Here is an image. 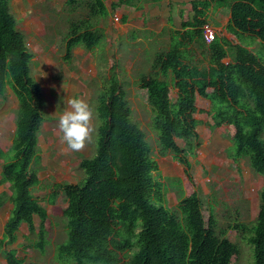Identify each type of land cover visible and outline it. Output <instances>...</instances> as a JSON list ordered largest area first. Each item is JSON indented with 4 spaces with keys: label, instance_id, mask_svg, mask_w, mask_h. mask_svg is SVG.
Here are the masks:
<instances>
[{
    "label": "trees",
    "instance_id": "obj_1",
    "mask_svg": "<svg viewBox=\"0 0 264 264\" xmlns=\"http://www.w3.org/2000/svg\"><path fill=\"white\" fill-rule=\"evenodd\" d=\"M105 1L89 0L87 16L70 23L65 59L76 48L93 51L101 46L104 35L97 24L109 15ZM141 1L116 0L111 7L115 12L139 8ZM84 2L67 0L66 5L75 10ZM189 5L190 10L182 12L180 28L171 29L169 49L157 52L150 72L138 82L153 113L150 126L159 154H171L190 168L188 158L200 145H194L198 128L207 125L202 117L211 118L212 130L229 131L234 160L248 159L251 168L264 175V61L241 45L247 37L264 45V0H192ZM215 8L229 13V20L207 43L204 32L212 26ZM194 44L207 49V65L192 60ZM32 59L10 0H0V96L10 88L19 103L12 147L7 152L0 149V184L11 192L0 195V207L8 199L13 205L2 247L6 241L5 246L16 243L26 224L30 234H38L37 247L43 249L53 226L40 198L33 194L40 183L33 165L39 163L45 107L32 76ZM115 62L108 74H100L96 152L80 163L84 176L77 184H56L48 196L51 204L62 193L68 200L67 208L57 213L67 220V239L58 248V259L62 264H234L240 249L226 238L232 227L217 234L213 211H202L193 178L182 180L183 198L176 211L164 202V188L154 178L158 164L151 158L146 133L132 122ZM198 95L211 100L214 108L198 107ZM35 215L41 220L38 228ZM233 228L247 230L242 223ZM246 232L245 240L254 248L251 264H264V189L256 223ZM23 247L24 252L31 251ZM17 252L3 249L7 264H25L26 257H18Z\"/></svg>",
    "mask_w": 264,
    "mask_h": 264
},
{
    "label": "rangeland",
    "instance_id": "obj_2",
    "mask_svg": "<svg viewBox=\"0 0 264 264\" xmlns=\"http://www.w3.org/2000/svg\"><path fill=\"white\" fill-rule=\"evenodd\" d=\"M80 1H85L84 5L72 10L66 5L67 0H10L11 13L17 21V29L22 33L27 48L33 54L32 76L44 99L45 121L38 140L39 163L35 162L33 165L40 183L34 187L33 194L40 198V205L48 211L53 226L46 238L45 247L41 249L37 247L38 234H30L27 225L22 224L16 243L0 250V264H7L2 254L3 249L17 250L18 257H26L25 264H62L58 259V248L67 239V220L57 213L67 208L68 200L62 193L54 204H51L48 196L56 184H77L83 178L84 171L81 170L80 163L84 158L94 156L96 152L99 122L96 114L93 121L96 128L93 142L79 152L67 149L66 143L61 140L62 133L57 122L64 110L69 107L68 100L73 97L86 99L96 113L97 99L103 85L100 74L102 72L108 74L115 61L119 63L117 74L119 73L118 78L127 93L132 122L146 133L152 148L151 158L158 164L154 178L160 181L164 188V202L176 211L180 199L183 198L179 193L181 189L184 190L182 180L187 177L193 178L202 211L204 214L209 210L213 211L217 234L221 235L223 229L232 227L226 238L240 249V255L234 264L253 263L254 248L245 237L248 234L246 231L255 225L258 217L264 175L255 172L248 159H240L237 162L234 160L235 148L229 139V131L227 133L225 128L212 130L211 118L202 117L207 125H200L198 128L199 137L194 145H200L197 151L194 150L195 155L188 158L190 168L173 159L171 154L161 156L156 145V135L150 126L153 113L147 105V98L139 89V79L141 75L150 72L153 57L159 50L169 49L171 35L168 6L172 5L171 16L177 18L181 9H187L188 4L184 7L182 2L186 0H165L164 3L162 0L158 1L159 3L152 0L151 2L147 0L149 3L146 0L140 2L141 5L148 4L146 10L142 12L148 19L153 10L157 11L155 13L153 11L154 16H158L153 19L154 22L157 21V24L153 25L155 27L153 30L167 24L165 32L160 37L154 35L149 37L151 34L147 35L140 31L145 30L140 28L143 27L145 16H141V12L136 13L138 9L122 7L120 11L115 12L111 6L116 0H107L109 15L99 19L97 24L104 35L103 43L93 51L76 48L68 60L65 59L67 55L65 37L70 23L88 14L86 3L89 0ZM216 10L217 8L211 11L210 22L213 30L219 35L227 25L229 13ZM124 15L128 16L126 22L123 21ZM150 26L152 24L145 27ZM174 26L180 28V23L175 22ZM132 28H135L134 32H131ZM133 34L136 39H133L135 37ZM149 38L151 42H148ZM209 40L211 41V38ZM252 40L247 37L241 45L264 61V45L260 41ZM192 55L193 61L199 60L207 65L209 60L207 49L194 44ZM171 94L176 98L174 90H171ZM196 105L206 110L214 108L211 100L199 95L196 97ZM18 109L16 97L11 89L7 88L5 94L0 96V149L4 152L12 147ZM224 109L228 110L225 106ZM178 142L183 146V142ZM2 165L0 160V180ZM3 192L10 196L11 192L6 184H0V195ZM12 207L9 199L0 207V240L3 239L4 226ZM34 221L38 228L41 220L37 215L34 216ZM237 223L244 224L247 230H234L233 227ZM6 242L4 245H7ZM23 246L31 251L24 252ZM68 263L75 264L73 261Z\"/></svg>",
    "mask_w": 264,
    "mask_h": 264
},
{
    "label": "clouds",
    "instance_id": "obj_3",
    "mask_svg": "<svg viewBox=\"0 0 264 264\" xmlns=\"http://www.w3.org/2000/svg\"><path fill=\"white\" fill-rule=\"evenodd\" d=\"M68 105L69 107L64 110L62 115H60L57 122L58 129L60 133H62L61 140L66 143L69 151H83L88 144L93 142L94 139V134L96 132L93 123L96 118L95 109L82 97L70 98L68 100ZM3 247L6 246L4 245ZM3 247L0 244V250Z\"/></svg>",
    "mask_w": 264,
    "mask_h": 264
},
{
    "label": "crops",
    "instance_id": "obj_4",
    "mask_svg": "<svg viewBox=\"0 0 264 264\" xmlns=\"http://www.w3.org/2000/svg\"><path fill=\"white\" fill-rule=\"evenodd\" d=\"M107 1V0H106ZM106 1H105V4H106ZM152 1H154V2H160L161 0H152ZM164 1L165 0H162V3H164ZM192 0H186V1H182V2H184L183 3V5H184V7H185V5H187L188 4V7H186L187 9L186 10H190V2H191ZM116 2V1H115ZM146 2H147V0H146ZM150 2H151V0H150ZM158 2V3H159ZM147 3H149V2H147ZM146 3V5L144 4V5H141L139 8H133V9H138V11H136V13L137 12H143L144 10H146V8H147V4ZM113 4V3H112ZM107 6V5H106ZM169 7V12L168 13H170V14H168V16H169V18H168V23H169V29H170V32H171V29L172 28H175V26H174V24H175V22H177V23H180V26H181V21H182V12L183 11H186L185 9H181L180 10V14H179V16L177 17V18H173L172 16H171V8H172V5L171 6H168ZM108 8V7H107ZM121 10V9H120ZM119 10V11H120ZM154 11V10H153ZM153 11H152V14H150L151 16L149 17V19H148V17H147V15L145 16L144 15V13H142V15L141 16H145V18H144V24H143V27H140V28H143V29H145V30H140L141 32H143L144 34H151V35H148L149 37H151V36H161V35H163V33L165 32L164 31V29L167 27V24H165V25H163L162 26V28H159L158 30L156 29V30H153V28H155L153 25L154 24H157V21L156 22H154L153 21V19L154 18H157L158 16H154V13L155 12H157V11H154V13H153ZM128 16L127 15H124L123 16V21L124 22H126V20H128V18H127ZM176 19H179V21H176ZM229 20V19H228ZM146 21V22H145ZM175 21V22H174ZM172 22V23H171ZM162 22H159V24H161ZM228 23V22H227ZM149 25V24H152V26H150L149 28H147V27H145L146 25ZM158 27H160V26H158ZM176 29H179V28H176ZM133 30H135V28H132L131 29V32H134ZM134 35V34H133ZM135 36V35H134ZM133 39H136V36L133 38ZM143 41V40H142ZM144 42V41H143ZM148 42H151V39L149 38L148 39ZM145 43H147V42H145ZM178 215H180V213L178 212ZM4 258V257H3ZM6 263H7V260H6ZM5 264V263H4Z\"/></svg>",
    "mask_w": 264,
    "mask_h": 264
},
{
    "label": "built area",
    "instance_id": "obj_5",
    "mask_svg": "<svg viewBox=\"0 0 264 264\" xmlns=\"http://www.w3.org/2000/svg\"><path fill=\"white\" fill-rule=\"evenodd\" d=\"M215 30H213L212 26H209L206 28L204 35H205V39L207 41V43H211L215 37ZM209 38H211V41L209 40Z\"/></svg>",
    "mask_w": 264,
    "mask_h": 264
}]
</instances>
